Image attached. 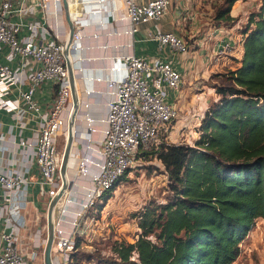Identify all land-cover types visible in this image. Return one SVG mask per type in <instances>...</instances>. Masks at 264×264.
I'll return each instance as SVG.
<instances>
[{
  "label": "built area",
  "instance_id": "built-area-1",
  "mask_svg": "<svg viewBox=\"0 0 264 264\" xmlns=\"http://www.w3.org/2000/svg\"><path fill=\"white\" fill-rule=\"evenodd\" d=\"M66 1L73 26L67 55L64 51L69 26L63 0H0V110L14 113L20 129L26 127L27 121L35 123L30 140H12L26 168L17 166L15 152L5 153L6 137L0 131V264H34L41 256L40 246L46 241L34 224H38L44 212L32 218L27 216L30 187H35L37 195L45 200V212L62 190L53 208L51 261L69 264L86 215L96 210L126 171L140 166L143 158L139 153L157 149L167 140L178 117V110L168 102V97L171 91L181 88L183 74L170 61L133 53L116 56L107 72L85 79L87 96L98 93L95 82H104L106 86L108 98L103 106L107 114L102 119L106 126L98 143L92 137L96 129L88 101L82 103L86 130L78 134L77 98L79 109L71 156L78 147L76 141L81 147L75 157L73 178L67 172L66 187L62 189L60 166L73 112L67 63L73 68L76 83L86 49L82 45L85 29L95 27L91 37L97 39L99 31H105L112 20L126 21L127 27L122 31L113 30L108 35L133 36L142 26L160 20L173 5V0ZM59 19L65 22L62 32L56 27ZM146 37L157 43L159 52L166 47L180 54L189 51L187 41L172 31L156 28L148 30ZM228 46L224 44L219 52ZM47 81L54 84V96L42 107L35 93ZM31 165L36 169L35 179L28 174Z\"/></svg>",
  "mask_w": 264,
  "mask_h": 264
},
{
  "label": "trees",
  "instance_id": "trees-1",
  "mask_svg": "<svg viewBox=\"0 0 264 264\" xmlns=\"http://www.w3.org/2000/svg\"><path fill=\"white\" fill-rule=\"evenodd\" d=\"M236 1H212L214 24L237 21L231 15ZM241 33V59L218 73V99L205 110L193 145L165 140L138 154L163 166L167 194L133 213L135 241L114 240L103 254L87 251L78 234L69 264H232L240 256L241 243L264 219V0L250 11Z\"/></svg>",
  "mask_w": 264,
  "mask_h": 264
},
{
  "label": "crops",
  "instance_id": "crops-1",
  "mask_svg": "<svg viewBox=\"0 0 264 264\" xmlns=\"http://www.w3.org/2000/svg\"><path fill=\"white\" fill-rule=\"evenodd\" d=\"M213 0H173V5L170 11L156 22L148 23L142 26L138 32L133 36L125 34H109L112 31H122L127 27L126 21L112 20L111 24L105 31H99L101 35L94 39L91 34L96 30L95 27L85 29L86 37L82 45L86 47L82 56L84 60L81 61L82 71L77 73V82L75 83L76 95L79 100V118L76 122L78 131L83 134L86 130V124L83 116L85 108L82 103L90 102L88 112L94 119L93 126L96 131L92 137L96 143L102 139V131L105 124L102 119L106 117L107 109L103 103L107 100L108 96L105 94L106 86L104 82H95L94 88L98 93L87 96L85 94L86 77L92 76L94 73L107 72V69L114 65V58L124 54L133 53L139 57H160L170 61L175 69L183 74V81L181 88L178 91H171L169 93L168 102L171 103L178 110V117L180 114L187 115L200 112L208 108L212 101L218 99L214 91V83L211 74L225 69H233L232 58L241 59L242 55V41L243 35L238 32V24L223 25L214 24V22H204L201 24V19L204 17V12L199 11L202 6L208 9L207 16L213 13L211 3ZM236 1L231 9V15L241 18V12L245 9V1ZM260 0H256L255 8H257ZM185 10H188L187 12ZM246 12V11H245ZM250 13V11H249ZM248 13V14H249ZM247 18V16H246ZM210 19V18H209ZM49 20V19H48ZM190 21L189 28L185 29L183 26L186 22ZM63 19L57 20V29L62 32L64 30ZM162 31H172L179 37L187 41L189 44V51L185 54H180L170 47H166L164 51L159 52L157 43L149 40L146 37L148 30L156 29ZM229 41L231 49L220 57V60H211L217 53L224 42ZM102 45H107L103 48ZM221 61V62H220ZM200 85V87H199ZM199 87V92L196 94L193 89ZM54 84L52 82H44L36 91L35 97L42 107H46L54 96ZM15 93H13L14 95ZM17 118L14 113L0 110V131L6 137L3 143L7 155H12L16 158V163L19 168H26L27 164L18 158L17 144H13L12 140L16 143L21 139L30 140L34 135L33 121H27L26 127L20 129L17 125ZM172 129V128H171ZM171 131V130H170ZM170 133V132H169ZM169 135V134H168ZM169 136L167 137L168 141ZM80 142V141H79ZM2 145V144H1ZM0 145V146H1ZM75 145H80L77 141ZM81 146V145H80ZM80 148L75 146L73 154L70 157L71 165L68 164L67 172L70 178H73V167L75 157L79 153ZM31 179L37 178L36 169L31 165L30 172L28 173ZM30 204L27 216L30 218L43 213L46 210V203L43 198L37 195V189L30 187ZM34 210V212H32ZM257 230L260 231L261 237L257 238ZM256 236L255 238L251 237ZM248 240L253 238V242L259 244V241L264 240V219H258L256 226L248 233ZM246 240V239H245ZM234 264V262L232 263Z\"/></svg>",
  "mask_w": 264,
  "mask_h": 264
},
{
  "label": "rangeland",
  "instance_id": "rangeland-1",
  "mask_svg": "<svg viewBox=\"0 0 264 264\" xmlns=\"http://www.w3.org/2000/svg\"><path fill=\"white\" fill-rule=\"evenodd\" d=\"M247 1L245 3V9L241 12V18L238 17L234 23L236 25L238 24V27L235 28L238 32H241L242 27L245 25L247 20L246 16H248L249 11H252L255 7L256 0ZM185 11L187 12L188 10ZM199 11L204 12L202 14L204 18L201 19V24L204 22H213L211 19L213 14L207 16V8L200 6ZM189 22L187 20L183 28L188 29ZM226 43L229 46L224 48L223 52L220 53L219 51ZM230 46L229 41L224 42L211 60H220V57L231 49ZM237 62L238 59L232 58L233 66L236 67L238 65ZM225 70L211 74L212 81H215L213 83L219 80L218 73H222ZM199 87L193 89L196 94L199 92ZM196 108L199 112L187 115L180 114L173 121L172 129L168 135L169 143L184 142L193 145L194 141L199 137L198 127L204 114L203 111L200 112L198 106ZM62 146L63 142L60 143L59 147L62 148ZM71 164L70 162L69 165ZM166 185L167 177L163 172V166L154 157L147 156L141 161L140 166L130 170L126 180L119 183L99 212H97L98 210L96 208L95 211H91L86 215L80 226L83 247L87 251L101 249L103 254H108L114 240L124 239L128 242H134L139 233V228L137 227L136 218L133 217V213L144 206L150 199L163 202L167 194ZM46 215L47 212H44L38 224H34L41 229V238L44 241L47 238ZM251 237L255 238L256 236L251 235ZM260 237L261 233L257 230V238L260 239ZM253 238L248 240V237H246V240L241 243V253L234 264H264V240L259 241L258 244V242H253ZM44 246V244H41V256L34 264H44Z\"/></svg>",
  "mask_w": 264,
  "mask_h": 264
},
{
  "label": "water",
  "instance_id": "water-1",
  "mask_svg": "<svg viewBox=\"0 0 264 264\" xmlns=\"http://www.w3.org/2000/svg\"><path fill=\"white\" fill-rule=\"evenodd\" d=\"M63 5H64V10H65V19L66 22L68 23L69 26V36H68V43L66 46V49L64 51L65 55H67L68 52V46L71 42L72 39V35H73V26H72V22L69 16V12H68V5H67V1L63 0ZM68 66V71H69V77H70V81H71V86H72V99H73V112L72 115L70 117V120L68 122V134H67V141H66V145L65 148L63 150V157H62V162H61V166H60V175L62 177V189H64L66 187V174H67V166H68V162H69V158L71 157V151L73 149V129H74V124H75V119H76V115L78 112V100H77V96H76V90H75V81H76V76L75 73L73 72V68L70 65V63H67ZM81 146L78 145V148H80ZM62 194V190L58 193V195L52 199V201L49 204L48 210H47V215H46V222H47V238H46V243L44 246V250H43V260H44V264H52L51 261V248H52V242H53V225H52V215H53V208L57 202V200L60 198Z\"/></svg>",
  "mask_w": 264,
  "mask_h": 264
},
{
  "label": "bare ground",
  "instance_id": "bare-ground-1",
  "mask_svg": "<svg viewBox=\"0 0 264 264\" xmlns=\"http://www.w3.org/2000/svg\"><path fill=\"white\" fill-rule=\"evenodd\" d=\"M100 19H102V18H100ZM70 163V158H69V162H68V164Z\"/></svg>",
  "mask_w": 264,
  "mask_h": 264
}]
</instances>
